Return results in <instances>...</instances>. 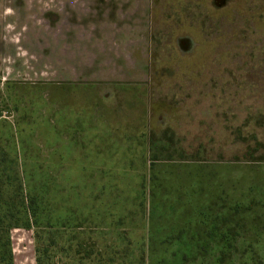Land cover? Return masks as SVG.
I'll return each instance as SVG.
<instances>
[{
    "label": "rangeland",
    "instance_id": "374dc122",
    "mask_svg": "<svg viewBox=\"0 0 264 264\" xmlns=\"http://www.w3.org/2000/svg\"><path fill=\"white\" fill-rule=\"evenodd\" d=\"M0 150L41 264H264V0H0Z\"/></svg>",
    "mask_w": 264,
    "mask_h": 264
},
{
    "label": "trees",
    "instance_id": "16d2710c",
    "mask_svg": "<svg viewBox=\"0 0 264 264\" xmlns=\"http://www.w3.org/2000/svg\"><path fill=\"white\" fill-rule=\"evenodd\" d=\"M6 164L17 165L16 160L9 159L5 151L0 150V264H14L10 236L14 227L35 230L38 263L41 264L42 254L48 251L43 241L54 240L59 226L61 228L71 222L65 224L63 219L60 222V217L51 216L41 205V190L27 183L30 180L28 174L2 168Z\"/></svg>",
    "mask_w": 264,
    "mask_h": 264
}]
</instances>
